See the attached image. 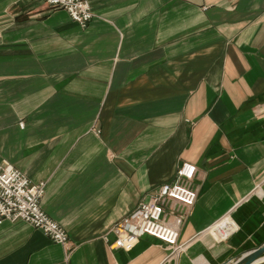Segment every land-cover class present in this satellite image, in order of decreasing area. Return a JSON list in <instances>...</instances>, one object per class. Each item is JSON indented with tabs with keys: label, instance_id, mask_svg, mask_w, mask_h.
Listing matches in <instances>:
<instances>
[{
	"label": "crops",
	"instance_id": "0c3cea01",
	"mask_svg": "<svg viewBox=\"0 0 264 264\" xmlns=\"http://www.w3.org/2000/svg\"><path fill=\"white\" fill-rule=\"evenodd\" d=\"M88 1L83 29L65 9L0 0V157L47 183L41 207L71 240L69 253L4 222L0 264H227L260 247L264 0ZM186 162L198 199L168 210L182 251L147 235L111 250L109 229ZM226 216L239 230L216 240Z\"/></svg>",
	"mask_w": 264,
	"mask_h": 264
},
{
	"label": "built area",
	"instance_id": "2783aa9c",
	"mask_svg": "<svg viewBox=\"0 0 264 264\" xmlns=\"http://www.w3.org/2000/svg\"><path fill=\"white\" fill-rule=\"evenodd\" d=\"M53 9L66 10L73 21L83 29L89 27L94 12L88 0H32ZM24 129L23 122L20 123ZM197 167L191 163L180 165L176 180L157 188L152 195L143 199L136 209L115 222L107 235L114 240L109 244L111 250L130 253L144 235L160 240L172 253L182 251L180 233L185 223L181 215L169 221L171 204L193 207L198 199V191L193 186ZM47 183H34L22 171L9 165L0 157V225L4 222H24L43 232L54 243L66 248L70 253L71 240L68 231L54 221L41 207ZM231 221V222H230ZM218 232L216 240L226 241L239 230L237 223L226 216L210 230ZM110 242V239L106 237ZM117 264V263H114Z\"/></svg>",
	"mask_w": 264,
	"mask_h": 264
},
{
	"label": "water",
	"instance_id": "95a60500",
	"mask_svg": "<svg viewBox=\"0 0 264 264\" xmlns=\"http://www.w3.org/2000/svg\"><path fill=\"white\" fill-rule=\"evenodd\" d=\"M227 264H264V244L234 257Z\"/></svg>",
	"mask_w": 264,
	"mask_h": 264
},
{
	"label": "bare ground",
	"instance_id": "6f19581e",
	"mask_svg": "<svg viewBox=\"0 0 264 264\" xmlns=\"http://www.w3.org/2000/svg\"><path fill=\"white\" fill-rule=\"evenodd\" d=\"M231 222V221H230ZM211 231H214V230H211Z\"/></svg>",
	"mask_w": 264,
	"mask_h": 264
}]
</instances>
